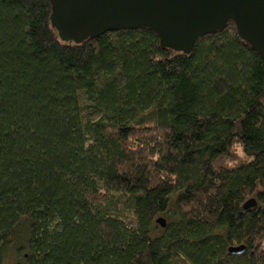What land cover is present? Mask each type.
Listing matches in <instances>:
<instances>
[{
    "label": "trees",
    "instance_id": "16d2710c",
    "mask_svg": "<svg viewBox=\"0 0 264 264\" xmlns=\"http://www.w3.org/2000/svg\"><path fill=\"white\" fill-rule=\"evenodd\" d=\"M50 15L0 0V264H264V68L235 25L184 54Z\"/></svg>",
    "mask_w": 264,
    "mask_h": 264
},
{
    "label": "water",
    "instance_id": "95a60500",
    "mask_svg": "<svg viewBox=\"0 0 264 264\" xmlns=\"http://www.w3.org/2000/svg\"><path fill=\"white\" fill-rule=\"evenodd\" d=\"M50 22L63 42L79 44L107 32L147 29L160 46L189 54L200 37L231 22L239 37L261 58L264 68V0H49ZM249 199L243 209L254 208ZM156 223L164 228L166 222ZM243 245L228 252L241 255Z\"/></svg>",
    "mask_w": 264,
    "mask_h": 264
},
{
    "label": "rangeland",
    "instance_id": "374dc122",
    "mask_svg": "<svg viewBox=\"0 0 264 264\" xmlns=\"http://www.w3.org/2000/svg\"><path fill=\"white\" fill-rule=\"evenodd\" d=\"M116 199H120V197L117 194H113L110 200L111 204L114 203ZM121 200L123 201L124 199H121ZM122 218L125 221V223L128 225H132L134 223L133 217L129 212H126V211L123 212Z\"/></svg>",
    "mask_w": 264,
    "mask_h": 264
},
{
    "label": "clouds",
    "instance_id": "9594fccd",
    "mask_svg": "<svg viewBox=\"0 0 264 264\" xmlns=\"http://www.w3.org/2000/svg\"><path fill=\"white\" fill-rule=\"evenodd\" d=\"M240 147H241L240 145H237V150H239Z\"/></svg>",
    "mask_w": 264,
    "mask_h": 264
}]
</instances>
